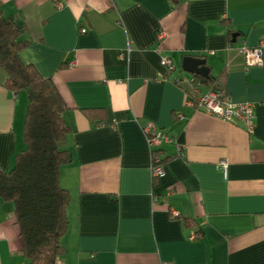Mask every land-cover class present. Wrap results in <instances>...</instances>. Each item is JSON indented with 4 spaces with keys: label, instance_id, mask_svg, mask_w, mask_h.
Returning <instances> with one entry per match:
<instances>
[{
    "label": "crops",
    "instance_id": "crops-1",
    "mask_svg": "<svg viewBox=\"0 0 264 264\" xmlns=\"http://www.w3.org/2000/svg\"><path fill=\"white\" fill-rule=\"evenodd\" d=\"M0 5L26 28L22 57L69 106L60 142L74 154L60 169L69 228L56 264H264V65H248L242 52L264 40V0ZM187 56L204 58L212 84L234 100L253 103L252 132L186 103L194 84L212 87L191 81L207 75L186 70ZM6 78L0 68V168L10 171L26 146L28 95ZM148 123L173 138L158 147L166 174L157 179ZM22 250L15 204L0 198V264L27 262Z\"/></svg>",
    "mask_w": 264,
    "mask_h": 264
},
{
    "label": "trees",
    "instance_id": "trees-1",
    "mask_svg": "<svg viewBox=\"0 0 264 264\" xmlns=\"http://www.w3.org/2000/svg\"><path fill=\"white\" fill-rule=\"evenodd\" d=\"M25 33L26 28L0 5V68L7 73L5 85L28 95L26 146L16 153L10 171L0 168V198L15 204L22 251L28 259L21 264H56L65 252L62 239L69 228L71 194L60 182L61 167L74 159L73 152L60 145L71 130L66 120L69 106L52 78L22 57L21 51L29 45ZM194 80L218 88L210 75L195 74ZM156 151L160 154V149Z\"/></svg>",
    "mask_w": 264,
    "mask_h": 264
},
{
    "label": "built area",
    "instance_id": "built-area-1",
    "mask_svg": "<svg viewBox=\"0 0 264 264\" xmlns=\"http://www.w3.org/2000/svg\"><path fill=\"white\" fill-rule=\"evenodd\" d=\"M82 31H86L83 27ZM163 36L161 32L160 37ZM264 40L257 46H242V52L245 55L246 62L248 65H264ZM161 63L166 66L169 70L175 68V64L171 57L163 55L161 57ZM175 80L179 83L183 81H189L186 77L177 76ZM192 82L194 79L191 80ZM194 84V83H193ZM186 103L202 108L208 113L216 116L225 118L227 120H240L244 123L247 130L252 132L256 126L254 105L250 101H237L232 98L229 93L219 88H209L203 90L200 86H193L190 91L189 97ZM146 138L151 150V174L152 179L163 177L166 174V169L163 164L162 155L157 153V148L164 142L172 141V136L165 133L162 129H156L153 123H148L144 127ZM183 147L179 145V152H183ZM223 168L226 171L227 163L223 162ZM172 216L177 217L178 213L171 209ZM192 239L195 238L193 234Z\"/></svg>",
    "mask_w": 264,
    "mask_h": 264
},
{
    "label": "water",
    "instance_id": "water-1",
    "mask_svg": "<svg viewBox=\"0 0 264 264\" xmlns=\"http://www.w3.org/2000/svg\"><path fill=\"white\" fill-rule=\"evenodd\" d=\"M184 68L188 71L198 72L203 75H208L209 66L206 65V60L198 56H187L184 59Z\"/></svg>",
    "mask_w": 264,
    "mask_h": 264
}]
</instances>
